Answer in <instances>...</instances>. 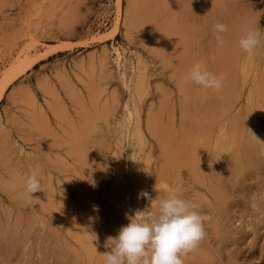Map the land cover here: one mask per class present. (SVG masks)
<instances>
[{
	"label": "rangeland",
	"instance_id": "374dc122",
	"mask_svg": "<svg viewBox=\"0 0 264 264\" xmlns=\"http://www.w3.org/2000/svg\"><path fill=\"white\" fill-rule=\"evenodd\" d=\"M136 5H137V7H136ZM128 6H130V7L133 6V7L129 8ZM117 7H118V9H117ZM127 7L129 9H135V8L137 10L139 9L140 10L139 11L140 16L143 12H148L147 13L148 15H146L144 13L145 18H148V17L152 18L151 16L154 15V17H156V18H153L154 20L152 22L148 21L151 23L155 22V23H153V25L154 24L160 25V24L165 22L163 24V26L161 25L163 28L162 27H159V28H161L162 30L169 28L170 32L168 30H167V32H166V30L164 31V32H166L167 35H170V33L172 32V28H173V26H170L171 28L169 27L170 24L166 25V22L168 23V20L170 21L169 23H172V22L175 23L176 22L175 23L176 26H179V27L182 26L183 24L185 26L188 25L187 27H185L183 25L184 27H180L181 29H179L178 27H174V29H175V31L173 29L174 33H176V29H177V31L179 29V32L176 33V35L178 36V35L182 34L181 36L176 37L173 32L171 35L172 36L174 35L175 38H172V36H170V38H172L170 40L177 39L178 41L182 42L181 44L183 46H185L182 54L186 52L185 53L186 57H185V54H183L184 55V57L182 59L183 63L181 62V64H180V65H182V64L184 65L183 68H181L184 72L189 70L186 72L185 76L187 75L188 72L190 73L191 66L196 62H199L201 64L204 63L203 65H205V67L212 70V72H214L218 76H220V74L224 71V73H222V75L225 74L226 77H225V75H223V76L221 75L223 77V80H224V81L222 80L223 81L222 82V90H221V88H219L218 90L216 89V91H214V89H212L214 92H219V96H220L219 97L220 100L218 102V107L215 110L216 113L214 115V117H216V119H217V117H219V119H217V124H220V125L223 124V128L221 130L222 132L219 133L220 135L216 132V131H218L217 128H214L213 129L214 131L211 130L213 126L211 127V129H209L210 127L206 128V129H204L205 127L204 128L202 127V124L205 122L206 117L208 116V112H209V108L207 109L208 104L207 105H203V104H206L208 101V98H206V96L207 95L210 96V93L211 94L213 93L211 91V89H205L204 90V88H200L201 86H199V85L197 86V84H194L192 82V80H190L189 73H188L189 77H185V78H187L185 80L186 81V83H185V81L183 80L185 78H182V76L184 74L181 75V73H184V72L181 69L178 70V67H176V70H178V71H176V73H171L172 69H175L173 67H175L177 65L176 62H165L161 58L160 55L156 54L157 55V57H156V56H154L155 53H153L151 51L148 52V50L146 48H144L143 45H142L143 46L142 47L141 44H137L134 41L132 42V39H130V37H128V35L126 33L127 27H125L126 25L124 24L125 22H124V18H123L125 15V10L126 11L128 10ZM67 9H68V11H67ZM63 11H65V12H63ZM136 12H138V11H136ZM117 13H118V16H117ZM61 14H62V16H61ZM116 16H117V24L115 26V23H114L115 20L114 19H116ZM141 18H142V16H141ZM159 19H161V21L163 20L162 23L159 22ZM141 20L144 22H147L143 19H141ZM174 20H176V21L174 22ZM217 22H222L227 26V30L221 34L223 37V43L222 44L217 43L215 36H214V32H213L212 26ZM242 22H244L245 24ZM185 23H187V25ZM189 24H191L192 26ZM241 24L243 26H245L246 28L243 27L244 28L243 29ZM165 25H166V27H164ZM198 26H199V29H198ZM238 27H240L241 29L240 28L238 29ZM159 28H158V30H159ZM248 28H253V29L258 28L261 31V43L259 46H257L250 53H246L238 45V38L241 35L240 32H242L243 30L245 31V29H248ZM159 32H161V30H159ZM164 32H162L163 36L165 35ZM195 32H196V34L194 35ZM183 33H184V35H183ZM238 33H240V35H238ZM191 35H192V39H191ZM263 35H264V0H0V86L2 85L4 80L6 79V76L12 71L14 66L17 63L19 64V60L21 59V61H23L22 59H24V58L26 59V61L25 60L23 61L24 67L21 63L19 64V65H22L23 69L19 70L9 80H7L4 84V87L0 91V130H4V132L0 131V134H1L0 136H2V135L4 136L6 133L5 137H7V138L0 137V141L2 142V144L0 146L2 147L1 150L4 148H8L7 150L4 149V151H6V153L3 152V150H2V152H0V154L5 153L8 155V153H9V156H6L5 154L4 155L2 154V156L7 157V158L5 157L7 159L6 160L7 162L5 164L10 162L5 167L4 163H2V162H5V159L3 157H1L3 159H0V161L2 160V162H0V165L1 164L3 165V166L1 165L0 168L7 169V170H3V171H2V169H0V174H2V175H0V178H1L0 181H2V182H0V204L2 203L0 205V209H2V210H0V217L2 218V219L0 218L1 219L0 223H2V224H0V225L5 228V227L9 226L10 223L11 224L13 223L12 218H13V216L14 217L16 216L14 214H15V212L17 214V211H18V210L16 211V209H18L22 206L20 202H22V199H23V201L25 200L24 197L26 198V196L24 194H22V192H20L19 189H17V188H21L22 186L21 185L14 186L13 183L11 182V178L14 176V175H11L12 172L11 173L9 172L10 174L7 173L8 170L9 171L13 170L14 171L13 173H16L13 166L14 167L16 166L15 169L18 170L17 171L18 174L24 178L27 177L29 174L33 173V170L36 171L40 167L44 166L45 172H48V171L52 172V173L48 172L49 174H46V173L45 174L49 175V176L51 174L52 187L55 191V196L59 195V193H57L59 191L60 193L68 194L70 196V198L73 201H75L73 199V198H75L74 196L76 193V192H74V190L77 189L76 191H78L79 187H77L78 184H76L77 186L75 187V184L73 183L74 181H72V180H75V182L77 183L76 180L78 179L79 184H81V178H80L81 175L78 176V174H81V171L79 170V168H77L78 166L79 167H81V166H80V163L78 161H76L78 159H76L77 157H76L75 153L73 152L74 150H75V152L77 151V149H75V146L77 145L75 143L77 141H76V139L74 140L73 138H75V136H74V134H76L75 131L79 130L78 128H79L80 124L82 123L81 120L83 119V118L81 119L82 116H80V115L81 114L83 115L84 111L81 112L80 109H82L83 106H86L87 107L86 109H89V113H92L93 110L91 109V107L92 106H93V108H95V107L91 103H93L96 98H97L96 99L97 101L96 100L95 101L97 103L94 102L95 105L97 104L96 108H100L99 111L101 112V110H103V107L105 106L104 104H106V107L108 110V111H106L105 110L106 107H104V112L102 111V114L104 116H101L98 114L97 115L94 114L95 116L92 115L95 117L94 124L96 126H95V131L91 134V136H92L91 139L94 137L92 141H94L96 138H97V140L94 142L95 144L92 143V141H91L90 144L87 145L89 148H87V146H86L87 150L93 151V153H95V156L93 154V157H92V162L94 161L92 168L95 167L94 168L95 170L94 169H91V170H93L92 171L93 173L95 172V175L97 177L99 176L98 179H100V184H101L98 192L100 194V201H101L100 207H101V211L103 214L102 216H104L105 218L102 219V221H101L102 225H100V227L110 226L112 224L111 219L114 217L116 219L115 215L117 212L114 213L115 210H111L109 208L110 207L109 205H111L110 203L112 201V198L111 199H107V198H110V196H111L114 199L115 198V191H116V189H119V187H117V186L124 184V182H120L118 180L119 171L116 172V173H118V175H116V173H115V171H117L116 170L117 165L121 164V160H120L121 156L119 155V150L117 148L118 147L117 145L120 144L119 142L123 143V145H124L123 146L124 149L122 150V154L124 156L123 160H122L123 170H124V168H127V167H128L127 170L130 169V171H128L129 173L127 172L126 169L124 170L125 178L128 177L129 175L133 178H135V176H136V178L138 177L137 179L140 178L139 180L143 181V185L145 187V188L143 187L141 190L147 191L151 197H152V195H157L156 197H158L159 195L160 196L163 195V192L160 191V189L163 187L164 184H169L171 182V184L179 183L181 186L184 185L182 187L183 196L185 195L184 197H186L188 195L186 198L194 200L195 202H198L195 199L202 200V203H200L201 205L199 206V209H201L203 207V205L205 204V202L203 201L205 199L203 197H208L207 194L205 193L204 187L198 185L196 182H195L196 184L193 183L192 180H188V181L184 180L183 181V179H181V180L179 179L180 180L179 181L176 178L173 179L174 173H171L169 176L167 174L164 178L162 177V175H160V173H162V170H161V165H159L158 162H160V164H161L162 160H163L162 158H164V157H162L163 155L161 153H159V152H162L161 149L160 150L158 149V147L161 148L160 147L161 145L158 146L155 139H154V137H156V136H154V134L156 133L155 129H156V131H158L155 126L158 125L159 126V127L157 126L158 129H160V128L162 129V128H164L165 124L170 125L172 123L171 126L173 127L174 131H176L177 134L179 133L178 134L179 140H181L180 138L182 137L181 141H183L184 139L187 138L186 141L184 140L185 143H190L192 141V142L199 144V146H200L199 148L201 151V153H199L200 158H204V159L209 160V159H211L210 158L211 156H212V158H216L219 154L221 156H223V155H226V154L229 155L232 152H235L234 150H237L236 148H238L241 145V142H242V139L244 136V132L241 133V131L245 130L244 128H245L246 123H247V121H246L247 117L250 113L249 111H252V113H255L257 116H259V118L264 119V113H263L264 110H262V108H264V102H263L264 99L262 97V95H264V93H263L264 92V77H261L264 75V73H263L264 72V56H263L264 55V52H263L264 51V37H263ZM195 37L197 39H195ZM163 40H164V38H163ZM182 40H184V41H182ZM192 40H194V41H192ZM186 42H189L188 45ZM183 43H185V44H183ZM236 43H237V45H236ZM190 46H191V48H190ZM116 47L122 53L118 58L119 60L118 59L116 60V55H117L116 50H115ZM225 49H226V51H225ZM126 50H127V52H126ZM188 50H189V52H188ZM135 51H137V52H135ZM123 52H124V54H123ZM222 53H225V56L227 55L228 57L226 56L225 59H221L222 57H224V54H222ZM132 54H134V55H132ZM192 54H193V56H192ZM26 55H27V57H26ZM187 55H190V56H187ZM136 56H138V59ZM196 56H197V58H196ZM214 56H216V57H214ZM141 57H142V59H141ZM189 58H191V59H189ZM227 58H228V61H230V62L227 61ZM161 59H162L163 64H161ZM193 59H196V60H193ZM248 59H249V61H248ZM218 62H221L222 65ZM254 62L255 63L258 62V63L255 64ZM145 63L147 64L148 67L146 66ZM154 63H156V64H154ZM172 63L174 64V66ZM226 63H229V64H227V66H226ZM215 64H217V65H215ZM245 64H247V65H245ZM250 64H252V65H250ZM229 65H231V67H229ZM122 66L124 68H122ZM142 66H143V68L147 67L148 69L147 68L143 69ZM185 66H186V68H184ZM220 66H222V71H219ZM238 66H239V68H238ZM149 67L151 70L153 68V70L151 71L149 69ZM158 67H161V69ZM162 67H163V69H162ZM187 67L189 69H187ZM168 68H170V69H168ZM234 68H235V71H234ZM243 68H245V69H243ZM133 69H135V71ZM139 69H140V71H139ZM185 69H186V71H185ZM132 70H133V72H132ZM144 70H146L148 73H145ZM158 70L161 72L158 73L157 72ZM167 70H168V74L166 73ZM121 71H123V73ZM137 71H138V73L140 72V74H138ZM238 71H240V73H242V74L238 73ZM106 72H107V74H106ZM228 72H229V74H228ZM160 73H162L163 76ZM169 73L171 74V76L169 75ZM261 73L263 75H261ZM175 74H178V75L180 74L179 76L181 77V79L183 81L180 78H178L179 76H176ZM123 75H124V77H123ZM126 75L127 76L129 75V76L127 77ZM148 75H150V76H148ZM253 75H256V76H253ZM169 76L171 77L170 80H168ZM175 76L177 77V79H176L177 82L178 81L180 82V85H178V83L175 82L176 81ZM230 76L234 77V79L231 78ZM104 77H105V79H104ZM100 78H102V79H100ZM122 78H124L123 79L124 81H121ZM137 78L139 81V85L143 84V85H141L142 87L140 86L142 91L138 90L139 92L136 91L137 85L135 83L137 81ZM162 78L164 80H166V79L167 80L164 82V80ZM142 79H143V83L140 84ZM159 79L161 80L162 83H159V81H160ZM188 79H189V81H188ZM241 79H242V81H241ZM261 79H262V81H261ZM92 80H94V81H92ZM168 81H169V83H168ZM171 81H172V83H171ZM190 81H191V83H189ZM229 81L232 83H230ZM154 82H156L157 89L154 86L155 85ZM158 83L160 84V86L162 88L160 86H158ZM175 83H177V84L173 85ZM184 83L186 85L188 83V85L186 86ZM243 83H244V85H243ZM255 83H257V85ZM181 84H184V86L188 87L189 90L187 88L185 89L184 86L182 88ZM189 84H191L190 85L191 88H189L190 87ZM164 85H166V87H165L166 89L164 88ZM251 85H252V88H250ZM72 86H74V87H72ZM91 86H94V87H92L93 89L97 88L95 86H98L99 87L98 91H97V89H96L97 92L92 91ZM127 86L129 89L127 88ZM244 86H245V88H244ZM159 87L162 89L161 90L162 92H163V89H164V91L169 90L167 88L173 89V92L170 90V91H168L169 93L167 92V94H166V92H164L165 94L164 93L162 94ZM177 87H180V88H178V90L180 89L179 90L180 93H178ZM68 88H69V90H68ZM229 88H231V89H229ZM247 88H248V90H247ZM72 89H73V91H72ZM134 89L136 91V94L141 92L140 93L141 96H139V98H137V99L135 96L136 94H135ZM183 89L186 91H184ZM225 89H227V90L225 91ZM249 89L251 92L249 91ZM188 91H189V93H185ZM190 91H191V93H190ZM227 91L229 93H226V97H223V96H225L224 94ZM71 92L72 93L74 92V94L77 93L78 96L80 97L79 100L82 99L83 102L78 100L80 103L79 102L77 103V99H78L77 94L75 96ZM92 92H94V93L96 92L98 94V96L95 95L96 94L95 93L94 94L95 98L92 101H90L91 100L90 98L94 97L91 95V94H93ZM182 92H183V94H182ZM193 92H195V93H193ZM221 92H224V93H221ZM249 92L251 94H249ZM160 93H161V95H160ZM140 94H138V95H140ZM252 94H253V96H252ZM260 94H262V95H260ZM88 95L90 98L88 97ZM132 95L134 97H132ZM138 95H137V97H138ZM144 95H146V96H144ZM162 95L164 98H162V97L161 98L165 103H163V101L160 98V96H162ZM184 95L187 96V98ZM188 95H191V96H188ZM194 95L196 97H194ZM256 95H257V98H255ZM72 96L75 98L74 100H73ZM157 96L160 99L157 98ZM165 96L166 97L168 96V97L166 98ZM176 96H178V97H176ZM180 96H181V98H180ZM229 96L230 97L234 96V97H232L233 99H230ZM76 97H77V99H76ZM184 97L186 98V100L183 99ZM192 98H195L194 101L198 98L199 103L194 102ZM225 98H227V99H225ZM246 98L247 99L249 98L250 101H249V99L247 100ZM254 98L256 99L255 101H254ZM30 99H31V101H30ZM138 99H140L141 101L139 100V102H138ZM177 99L179 101H177ZM187 99H188V101H187ZM201 99H204V100H201ZM206 99H207V101H206ZM70 100H71V102H70ZM75 100H76V102H75ZM170 100L171 101L173 100V102H171ZM221 100H223V101H221ZM230 100L231 101L233 100V102H231ZM244 100H246V101H244ZM158 101L161 102V103H159L158 106H160V104H162V103L166 106L164 108V110L162 109V107L164 105L161 107V109L157 108ZM229 101L231 103H230V105L229 104L227 105V103H229ZM251 101H253V102H251ZM38 102H39V104H37ZM81 102H82V106L79 105V104H81ZM223 102H225L226 108L228 110L230 109L229 112L227 109H225V107L221 106V103L223 105ZM45 103H46V105H45ZM49 103H50V105H49ZM56 103H57V105H56ZM110 103H112L114 107L109 110V107L111 105ZM171 103H172V106H171ZM191 103L193 105H191ZM195 103H196V105H195ZM114 104H116V105H114ZM149 104H150V106H149ZM175 104H176V106H175ZM51 105H54V106L51 107ZM135 105H136V107L134 108ZM39 106L42 107V110H39L41 112H39L37 109V108H40ZM80 106H81V108H80ZM115 106H117V107L115 108ZM148 106H149V108H148ZM183 106H185V107H183ZM221 107H223L224 111L222 109H219ZM121 108H122V110H121ZM166 108H167V110H166ZM183 108L189 109V110H187V112L188 111L189 112L187 113L186 110H184ZM256 108L257 109L259 108L261 110V112L259 109L257 111ZM49 109L53 110V113L56 112L54 114H58V115L55 116L54 114H52V111ZM86 109H84L85 110V117H88L86 114V113H88L87 112L88 110H86ZM112 109H114V112H113V115L110 117L109 113H111L113 111ZM178 109L179 110L183 109L184 112H183V110L181 112ZM97 110L98 109L95 110L96 113L98 112ZM146 110H149V111H146ZM156 110H159V111L162 110V112L160 111L162 113V115H158L159 111H158V114L155 113ZM221 110L224 113H222ZM34 111H35V113H34ZM116 111L118 114L116 113ZM128 111L132 112L130 122H128V115H127ZM136 111H137V114H136ZM165 111H167L166 112L167 117H165V115H166ZM171 111H172V113H171ZM203 111H205V112H203ZM43 112H45L46 114H44ZM61 112L63 113V115L61 114ZM145 112L146 113L153 112L154 116H156L158 119L155 117V119H156L155 121L149 120L150 122H148V124H145V123H147V119H144V118L147 117L149 119V117H148L149 115L146 114ZM202 112L204 114H202ZM259 112H260V114H259ZM31 113H34L33 116H36L38 113H40L41 115L44 116L43 118H46V120H47L46 122H45V119H43L42 117L40 119L43 121V124L41 125L43 127H41V126L38 127V126L32 125L33 123L31 122L30 119H28L32 115ZM153 113L152 114L150 113V117H152L150 119H153V116H152ZM168 113H170V114H168ZM182 113H184L183 116L181 115ZM229 113H230V115H229ZM261 113H262V115H261ZM138 114H139V116H138ZM173 114H174V116H173ZM192 114L195 116L198 115V117L196 118ZM201 114H202V118H201ZM69 115H71V116H69ZM105 115H106V117H108L106 119L107 123H106V121L104 122V120L102 123L101 120H102V118L103 119L106 118ZM60 116L63 117V118L61 117L62 120L65 119V122L60 121L61 120V118H59ZM65 116L68 119L65 118ZM136 116L139 117L140 127L143 130V131H141V133H143L145 135L142 134V144H135L134 145V144H132L131 139L133 137H135V135H136V134L134 135V133H133ZM237 116H238V118H237ZM116 117H118V119ZM159 117H162V119H163L162 120L160 118L161 122L159 121ZM184 117L185 118L188 117V118L186 120H183ZM204 117H205V120H204ZM57 118L60 120H58ZM75 118L78 119L80 121V123ZM179 118H182V120L181 119L179 120ZM199 118H201L200 120L203 123H200L201 121L199 120ZM242 118H244V119H242ZM114 119H116L117 122H115ZM231 119H232V121H231ZM167 120H168V122H167ZM188 120L190 121V123ZM242 120H243V123L242 122L240 123V121H242ZM55 121L60 123V124L57 125V123ZM96 121H99V122H96ZM183 121H184V123H183ZM193 121H195V122H193ZM73 122L75 125L72 124ZM151 122L152 123L154 122L153 126H152ZM155 122H157L158 124L155 125ZM179 122H180L181 126L178 124ZM191 122H193V123H191ZM230 122H231V124H230ZM28 123H29V125H31L34 128L29 126ZM67 123L69 124V126L70 125L73 126V128L68 127L66 125ZM78 123H79V126H78ZM149 123L151 126L149 125ZM188 123L190 126L188 125ZM195 123H196V125H195ZM44 124L45 125L47 124L45 126V128L47 130L50 128L51 130L49 129V131L52 134H50L46 131V129L44 128ZM144 124H145V126H144ZM2 125H3V127H6V129H2ZM105 125H107V129H105L106 128ZM192 126H194V128H192ZM199 126H201V127H199ZM230 126H233L235 129H232V131H230L232 128ZM29 127H31L32 129L31 128L28 129ZM63 127H65V129L67 130V133L63 129ZM144 127L146 129L147 128L148 129L145 130ZM154 127H155V129H154ZM195 127L198 129H196ZM67 128H69L70 130ZM100 128H102V129L100 130ZM240 128H241L240 132H237V130L239 131ZM43 129L45 130V132ZM54 129H55V131H54ZM96 129L98 130V132ZM207 129L213 132V134H212V132L208 131L210 134V135H208L209 136L208 139L205 136L208 133V132H206ZM203 130L205 131L204 133L202 132ZM183 131L185 132V134L183 133ZM187 131H188V133H187ZM148 132H150L151 134ZM232 132L234 133V136H233ZM39 133H41V136L36 137L37 134H39ZM237 133L241 134V136L238 135V138L241 137L240 139L237 138ZM45 134H47V136H45ZM70 134H72V135H70ZM127 134H129V135H127ZM130 134H132V135H130ZM194 134L196 136H194ZM221 134H222V136H221ZM223 134H224V136H223ZM225 134H226L227 138H226ZM186 135L187 136L190 135V136L186 137ZM201 135H202V138H201ZM68 136L70 137V139L68 138ZM72 136H73V138H72ZM179 136H181V137H179ZM53 137H55V140ZM63 137H65V138H63ZM190 137H191V140L189 139ZM194 137H195L196 141L194 140ZM218 137H219V139H218ZM1 138L3 139V141ZM59 138H60V140H58L59 141L58 142L57 139H59ZM205 138L207 139V141H205ZM4 139H5V141H4ZM50 139H51V141H50ZM61 139H62V141H61ZM64 139H68V140H64ZM99 139H101V140H99ZM226 139H227V142H226ZM228 139L233 140V141L230 142ZM42 140H43V143H42ZM69 140L71 141L72 144L70 143ZM73 140L76 142H72ZM156 140L159 141L158 142V144H159L160 140H158L157 137H156ZM222 140H223V142H222ZM238 140H240V141H238ZM38 141H40V142H38ZM52 141L54 142V143H52L53 147L50 146ZM202 141L203 142L205 141L206 144H204ZM234 141L236 142V144L240 143V145H236L234 143ZM63 142H65V143H63ZM208 142H209V144H208ZM218 142H219V144H221V142H222V144L218 146ZM36 143L38 145H36ZM47 143H50V144L46 145ZM102 143H103V145H102ZM223 144L228 145V147L226 145L224 147ZM232 144L234 146H231ZM2 145H4V147ZM59 145H60V147H59ZM73 145H75V146L73 147ZM202 145H203V147H202ZM6 146H8V147H6ZM10 146H11V148H10ZM204 146H206V147H204ZM45 147H47V148H45ZM90 147H92V149H94V150H91ZM36 148H37V150L42 149L40 152L45 150L46 153H44L45 151L40 153L39 150L38 151L36 150ZM70 148L72 149V152H70L71 151ZM95 148H96V150H95ZM224 148H225V150H224ZM65 149L68 153L70 152L71 155L69 153V156H68L67 155L68 153L65 152ZM222 149L225 152H223ZM226 149H227L228 153H227ZM56 150L58 153L56 152ZM126 150L128 151V153ZM11 151H13L12 154L10 153ZM52 151H54V153ZM203 152H206V153H203ZM210 152H211V156H210ZM111 153H114L116 155L115 156L113 154V156H115V157H113V158H115V160L112 159ZM43 154H45V156H43ZM160 154L162 156H160ZM203 154H204V156H203ZM49 155L52 158H50ZM125 155H127V156H125ZM14 156L16 157V159L13 158ZM34 156H36L35 157L36 159H34ZM46 156H48L47 161L45 160ZM97 156H100V157H97ZM119 156H120V158H119ZM152 156H156V157H152ZM8 157H9V159H8ZM31 157H32V159H31ZM54 157H58V158H54ZM62 157H64V158L62 159ZM228 157L230 158V156H228ZM17 158H19V159H17ZM39 158H41V159H39ZM53 158H54V160H53ZM96 158H98V159H96ZM125 158H126V160H124ZM74 159L76 162L73 161ZM48 160H51V163H50V161L48 162ZM55 160L58 162L62 161L63 163L61 162L60 165H57L58 163ZM101 160H103V161H101ZM105 160H106V162H105ZM25 161H27V163H29V165L31 164V166H30L31 168L28 167V164ZM54 161H55V164H54ZM13 162H14V165H13ZM16 162H17V165H15ZM34 162H36V163L34 164ZM70 162H72L71 164H73L72 167L76 166L75 169L77 172H79L78 174L76 173V171L75 172L73 171L75 169L71 168V165H69ZM9 164H10V167L12 169L7 167ZM41 164H42V166H40ZM63 164L64 165L68 164L71 169L68 170L69 168H66L67 169L66 170L64 167H61V166H63ZM114 164L116 166H114ZM26 165H27V167H26ZM34 165H36L35 166L36 168H34ZM56 165L60 166V167L59 168L57 167V169H55ZM129 167H131V168H129ZM147 167H149V168H147ZM60 168H63V169H60ZM136 168H138L139 170ZM30 169H32V170H30ZM96 169L97 170L99 169L98 172ZM153 169H155V171H156L155 177L153 176L154 175ZM22 170L24 173L21 175L20 173L22 172ZM63 170H64V172H67V173H61V171H63ZM102 170H104V171H102ZM29 171L31 173H29ZM157 171L159 173L157 176H160L159 179L156 177ZM133 172H134V174H133ZM144 172H145V174H144ZM60 173L65 174L64 175L65 177L71 176L74 179L69 178V177L65 178L63 175H60ZM104 173L105 174L107 173V174L105 175ZM110 173L112 176H110ZM59 177H60V179H59ZM150 177H152V178H150ZM5 178H7V179L5 180ZM114 178H115V180H114ZM145 178H146V180H145ZM152 179H153V181H152ZM66 180H68V181H66ZM69 180L71 182H69ZM101 180L103 181L104 184L101 182ZM112 180H113V182H112ZM169 180H170V182H169ZM59 181H60V183H59ZM114 181H116V182H114ZM252 181L255 183L254 178L252 179ZM55 182H57L60 185L57 184V186H56ZM62 182H63V184H61ZM191 182H192V184H191ZM11 183H12V185H11ZM71 183H73V185ZM105 183H107V184H105ZM114 183H117V184H114ZM7 185H9V186H7ZM10 185H11L12 190L9 189ZM61 185H63V187H60ZM190 185L192 187H190ZM54 186H55V188H54ZM186 186L187 187L189 186L188 189ZM70 187H71V189H74V190H71ZM254 187H255V189H254ZM2 188H4V189L2 190ZM192 188L194 190L196 188L199 191H194ZM17 190L20 193L16 192ZM6 191H7V193H5ZM111 191H113L114 194H111V193H113ZM246 191H247V193H246ZM263 191H264V184L253 185V186L250 185L248 188H239V190L231 191L232 197L230 200V202H231L230 206L228 208V220H226L224 223V225H225L224 230L226 231V235L228 237H234L235 236L234 237L235 243L229 244V245L227 244V247L224 248V250L222 251V253H223L222 255L224 257L223 258L224 260H225V257L227 255H230V259H231L230 264H252V263L253 264H264V207H263L264 206V200H258V201H260V202H258V207L256 208V210L255 209L252 210V207H250V199H249L251 193H253V192H257L258 197L263 196L264 194H260V192L264 193ZM15 192L17 193L16 196L14 195ZM197 192L199 194H197ZM19 194H20V196H23V198H20ZM196 194L197 195L201 194V197H197ZM202 194L206 195V196H203ZM153 197H155V196H153ZM192 197H194V198H192ZM146 201H147V199L145 200L144 197L141 198V204H142V206L144 205L143 207H145L146 205L149 204V202L147 201L148 202L147 203ZM3 203H5V204H3ZM105 204L109 206V207L107 206L109 209L106 207ZM239 205H242V206H239ZM12 206L14 209L11 208ZM243 206H244V208H242ZM126 207L128 209L126 212L128 214H132L133 211L130 209V207H128V206H126ZM6 208H7V211H6ZM120 208L122 209V206ZM121 209H120L119 215H121L122 217L120 218V220L116 219L117 221L119 220L118 223L120 226L123 225L124 220H125L124 222H127V219L125 216L126 212L124 213L123 210L121 212ZM249 209H251V210H249ZM251 211H254V212H251ZM6 212L9 215H7ZM3 213L6 215V218H4ZM105 214H106V216H105ZM254 214H256V215H254ZM236 215L238 216V218L236 217ZM253 216H255V218ZM239 218H240V220H239ZM207 219H208V217H205V216L203 217V227L207 230V231L204 230V237L208 236L210 238V243H212V242H214L213 238H215V234L213 235L212 225L210 222L207 221ZM6 220L8 222H6ZM13 220H14V218H13ZM4 221H5V223H4ZM6 223L8 224L7 226H5ZM235 223H237V224H235ZM48 225L50 226V229H48V230L46 229V232L49 231L48 233H51L50 231L53 229V227L56 228L54 230L60 231V224L58 225V221H56L55 219L49 218L48 219ZM119 225L117 224L115 228H117ZM117 229H119V227ZM247 230L249 231V233L247 232ZM247 237H249V238L247 239ZM33 240H34L33 234H30L29 241L27 242V246L25 247L26 251L31 248L30 250L32 251V254L31 255L26 254V256L24 257L25 259L22 257L21 261H19V260L14 261L13 264H16V263L17 264H24L27 261L26 257L27 258H29V257L31 258L32 256H33V258L35 257V252L33 251V247H34V241ZM53 240L54 239H52L50 241V244L54 242ZM240 243H242V244H240ZM252 243H254V245ZM228 247H230V248H228ZM238 248H239V250H238ZM224 251H226V252H224Z\"/></svg>",
	"mask_w": 264,
	"mask_h": 264
},
{
	"label": "bare ground",
	"instance_id": "6f19581e",
	"mask_svg": "<svg viewBox=\"0 0 264 264\" xmlns=\"http://www.w3.org/2000/svg\"><path fill=\"white\" fill-rule=\"evenodd\" d=\"M57 2V1H56ZM162 2V1H161ZM59 4V3H58ZM134 4V3H133ZM132 5V4H131ZM60 6V5H59ZM135 6V5H134ZM56 7V6H55ZM61 7V6H60ZM119 7V6H118ZM118 7H117V9H118ZM129 8H131V7H133V6H128ZM127 7V8H128ZM136 7H137V5H136ZM149 7V6H148ZM128 8V10L126 11L125 10V15H124V24L126 25L125 27H127L126 28V33H127V35H128V37H130V39H132V42L134 41V42H136L137 44H141V46L143 45L144 46V48H146L147 50H148V52H153V53H155V55L154 56H156L157 57V55H160L161 56V58L165 61V62H176V66L175 67H173V68H175V69H172V71H171V73H176V71H178L179 69H181V68H183V64L182 65H180L181 64V62H182V59H183V57H184V55L183 54H185V53H183L182 54V52H183V49H184V47L185 46H183L181 43V41H178L177 39H174V40H170V39H172V38H175L174 37V35L172 36L171 34H172V32L174 33V31H175V29H174V27H178L179 29H181L180 27H184L183 25L182 26H176V20H174V22L175 23H169L170 21L168 20V23L166 22V25L168 24H170L169 25V27L170 26H173V28H172V32L170 33V35H167L166 34V32H167V30L170 32V29L169 28H167V29H165L166 30V32H164L165 30L163 29H161V28H159V27H162L163 26V24L165 23H162V21H161V19H159V22H161L162 24H160L158 21V23L160 24V25H156V24H154L153 25V23H155V22H153V23H151L154 19L153 18H156V17H154V15L153 16H151L152 18H145L144 17V15L146 14V15H148L147 13L148 12H143L142 14H141V16H142V18H141V16H140V10L138 9H129ZM155 8V7H154ZM116 9V10H117ZM70 10V9H69ZM155 10V9H154ZM67 11H68V9H67ZM136 11H138V12H136ZM146 11V10H145ZM63 12H65V11H63ZM118 12V11H117ZM145 13V14H144ZM150 13V12H149ZM61 16H62V14H61ZM117 16H118V13H117ZM117 16H116V19H114L115 21H114V23H115V26H116V24H117ZM145 19H144V18ZM165 17V16H164ZM141 19H143V20H145V21H147V22H144V21H142ZM158 19V18H157ZM148 21H151V22H148ZM190 21V20H189ZM190 23V22H189ZM242 23H244V22H242ZM181 24V23H180ZM186 25H187V23H185ZM245 24V23H244ZM162 25V26H161ZM166 25L164 26V27H166ZM189 25H191V24H189ZM159 28V30H161V32H159V30H158V28ZM188 26V25H187ZM187 26H185V27H187ZM192 26V25H191ZM241 26H242V28L244 27V28H246L245 26H243L242 24H241ZM168 27V26H167ZM163 28V27H162ZM171 28V27H170ZM240 27H238V29H239ZM243 28V29H244ZM173 29H174V31H173ZM179 29H178V31H177V29H176V33H178L179 32ZM198 29H199V26H198ZM241 29V28H240ZM197 30V29H196ZM195 30V31H196ZM245 30H247V29H245ZM128 31V32H127ZM182 31V30H181ZM192 31V30H191ZM236 31V30H235ZM239 31V30H238ZM237 31V32H238ZM162 32H164V36L162 35L163 33ZM183 32V31H182ZM198 32V31H197ZM244 32V30L242 31V32H240L241 34ZM176 33H174L175 34V36L176 37H178V36H181L182 34H180V35H176ZM186 33V32H185ZM229 33V32H228ZM240 33H238V35H240ZM196 34V32L194 33V35ZM183 35H184V33H183ZM186 35V34H185ZM163 36V37H162ZM170 36H172V38H170ZM225 37V36H224ZM263 37H264V35H263ZM163 38H164V40H163ZM191 39H192V35H191ZM195 39H197L196 37H195ZM226 39V38H225ZM181 40V39H180ZM229 40V39H228ZM182 41H184V40H182ZM187 41V40H186ZM192 41H194V40H192ZM191 41V42H192ZM197 42V41H196ZM187 43V45H188V43L189 42H186ZM183 44H185V43H183ZM194 45V44H193ZM226 45V44H225ZM233 45V44H232ZM236 45H237V43H236ZM142 46V47H143ZM195 46V45H194ZM27 47V46H26ZM25 47V48H26ZM187 47V46H186ZM237 47V46H236ZM124 48V47H123ZM190 48H191V46H190ZM194 48V47H193ZM115 50H116V53H117V55H116V60L119 58V56L122 54L119 50H118V48L116 47L115 48ZM122 50V49H121ZM129 50V49H128ZM136 50V49H135ZM187 50V49H186ZM185 50V51H186ZM132 51V50H131ZM134 51V50H133ZM225 51H226V49H225ZM229 51V50H228ZM227 51V52H228ZM233 51V50H232ZM126 52H127V50H126ZM125 52V53H126ZM130 52V51H129ZM135 52H137V51H135ZM188 52H189V50H188ZM264 52V51H263ZM27 54V53H26ZM123 54H124V52H123ZM151 54V53H150ZM157 54V55H156ZM222 54H224V57H222L221 59H225L226 58V56H225V53H222ZM228 54V53H227ZM23 55V54H22ZM132 55H134V54H132ZM137 55V54H136ZM195 55V54H194ZM231 55V54H230ZM16 56V55H15ZM25 56V55H24ZM131 56V55H130ZM129 56V57H130ZM141 56V55H140ZM187 56H190V55H187ZM192 56H193V54H192ZM219 56V55H218ZM264 56V55H263ZM26 57H27V55H26ZM137 57V59H138V56H136ZM185 57H186V54H185ZM214 57H216V56H214ZM228 57V56H227ZM251 57V56H250ZM18 58V57H17ZM196 58H197V56H196ZM199 58V57H198ZM242 58V57H241ZM247 58V57H246ZM252 58V57H251ZM250 58V59H251ZM126 59V58H125ZM141 59H142V57H141ZM152 59V58H151ZM162 59H161V64H163V62H162ZM189 59H191V58H189ZM188 59V60H189ZM211 59V58H210ZM216 59V58H215ZM214 59V60H215ZM257 59V58H256ZM23 61L25 60L26 61V59L24 58V59H22ZM119 60V59H118ZM155 60V59H154ZM193 60H196V59H193ZM205 60V59H204ZM208 60V59H207ZM247 60V59H246ZM23 61H21V59L19 60V64L21 63L22 65L24 64V62ZM29 61V60H28ZM33 61V60H32ZM31 61V62H32ZM131 61V60H130ZM139 61V60H138ZM144 61V60H143ZM159 61V60H158ZM219 61V60H218ZM227 61H228V58H227ZM248 61H249V59H248ZM257 61V60H256ZM146 62V61H145ZM149 62V61H148ZM160 62V61H159ZM212 62V61H211ZM222 62V61H221ZM221 62H218V63H220L221 65H222V63ZM228 62H230V61H228ZM118 63V62H117ZM122 63V62H121ZM139 63V62H138ZM143 63V62H142ZM158 63V62H157ZM183 63V62H182ZM247 63V62H246ZM253 63V62H252ZM255 63V62H254ZM256 63H258V62H256ZM255 63V64H256ZM261 63V62H260ZM263 63V62H262ZM18 63L14 66V68L12 69V71L6 76V79L4 80V82L2 83V85L0 86V91H1V89L4 87V84H5V82L7 81V80H9L14 74H16L19 70H21V69H23V67H24V65H23V67H22V65H19ZM128 64V63H127ZM137 64V63H136ZM146 64V63H145ZM154 64H156V63H154ZM173 64V63H172ZM185 64V63H184ZM204 64V63H203ZM202 64V65H203ZM211 64V63H210ZM224 64V63H223ZM227 64H229V63H226V66H227ZM101 65V64H100ZM103 65V64H102ZM122 65V64H121ZM125 65V64H124ZM132 65V64H131ZM130 65V66H131ZM142 65V64H141ZM192 65V64H191ZM215 65H217V64H215ZM245 65H247V64H245ZM250 65H252V64H250ZM259 65V64H258ZM146 66H147V64H146ZM166 66V65H165ZM173 66H174V64H173ZM190 66V65H189ZM188 66V67H189ZM205 66V65H204ZM219 66V65H218ZM225 66V65H224ZM244 66V65H243ZM254 66V65H253ZM252 66V67H253ZM261 66V65H260ZM118 67V66H117ZM132 67V66H131ZM148 67V66H147ZM146 67V68H147ZM156 67V66H155ZM176 67H178V70H176ZM187 67V69H189ZM214 67V66H213ZM229 67H231V65H229ZM228 67V68H229ZM236 67V66H235ZM247 67V66H246ZM256 67V66H255ZM122 68H124L123 66H122ZM128 68V67H127ZM136 68V67H135ZM139 68V67H138ZM142 68H143V66H142ZM145 68V67H144ZM143 68V69H144ZM145 68V69H146ZM158 68H160L161 69V67H158ZM184 68H186V66L184 67ZM207 68V67H206ZM220 68V70L219 71H222V66H220L219 67ZM226 68V67H225ZM238 68H239V66H238ZM132 69V68H131ZM130 69V70H131ZM148 69V68H147ZM149 69H150V67H149ZM162 69H163V67H162ZM166 69V68H165ZM168 69H170V68H168ZM217 69V68H216ZM230 69V68H229ZM243 69H245V68H243ZM134 71H135V69H133ZM133 70H132V72H133ZM151 70V69H150ZM152 70H153V68H152ZM151 70V71H152ZM175 70V71H174ZM182 70V69H181ZM210 70V69H209ZM247 70V69H246ZM139 71H140V69H139ZM145 71V73H148L146 70H144ZM174 71V72H173ZM183 71V70H182ZM185 71H186V69H185ZM187 71H189V70H187ZM186 71V72H187ZM210 71H212V70H210ZM233 71V70H232ZM234 71H235V68H234ZM263 71V70H262ZM91 72V71H90ZM122 73H123V71H121ZM128 72V71H127ZM143 72V71H142ZM141 72V73H142ZM158 73L159 72H161V71H157ZM166 72V71H165ZM170 72V71H169ZM180 72V71H179ZM184 72V71H183ZM186 72H184V73H181V75L182 74H184L183 76H182V78H185V77H189V75H188V73H187V75L185 76V74H186ZM247 72V71H246ZM137 73H138V71H137ZM167 74H168V70H167V72H166ZM218 73V72H217ZM222 73H224V71L222 72ZM222 73L220 74V76L222 75ZM238 73H240V71H238ZM237 73V74H238ZM245 73V72H244ZM255 73V72H254ZM264 73V72H263ZM106 74H107V72H106ZM138 74H140V72L138 73ZM157 74V73H156ZM160 74H162V73H160ZM219 74V73H218ZM228 74H229V72H228ZM227 74V75H228ZM233 74V73H232ZM240 74H242V73H240ZM239 74V75H240ZM253 74V73H252ZM256 74V73H255ZM131 75V74H130ZM169 75L171 76V74L169 73ZM176 76H179L178 74H175ZM223 75H225V74H223ZM222 75V76H223ZM244 75V74H243ZM261 75H263L262 73H261ZM101 76V75H100ZM127 76V75H126ZM129 76V75H128ZM127 76V77H128ZM142 76V75H141ZM148 76H150V75H148ZM162 76H163V74H162ZM169 76V79L168 80H170V77ZM175 76V77H176ZM250 76V75H249ZM253 76H256V75H253ZM260 76V75H259ZM123 77H124V75H123ZM126 77V78H127ZM174 77V78H175ZM225 77H226V75H225ZM231 77V76H230ZM240 77V76H239ZM261 77H264V75L263 76H261ZM139 78V77H138ZM138 78H137V81H136V85H137V89H136V91L137 92H139V91H142V89H141V85H143V84H141V83H143V79L141 80V82H140V84L141 85H139V81H138ZM142 78V77H141ZM145 78V77H144ZM151 78V77H150ZM149 78V79H150ZM164 78V77H163ZM162 78V79H163ZM178 78H180L181 79V77L179 76ZM231 78H233L234 79V77H231ZM238 78V77H237ZM241 78V77H240ZM239 78V79H240ZM250 78V77H249ZM100 79H102V78H100ZM104 79H105V77H104ZM124 78H122V80L121 81H124L123 80ZM130 79V78H129ZM161 79V78H160ZM159 79V80H160ZM166 79V78H165ZM177 79V77L175 78V80ZM187 78H185V79H183L184 81L186 80ZM243 79V78H242ZM242 79H241V81H242ZM246 79V78H245ZM256 79V78H255ZM263 79V78H262ZM262 79H261V81H262ZM154 80V79H153ZM158 80V81H159ZM164 80V79H163ZM167 80V79H166ZM166 80H164V82L166 81ZM182 80V79H181ZM182 80V81H183ZM191 80V79H190ZM226 80V79H225ZM247 80V79H246ZM249 80V79H248ZM92 81H94V80H92ZM97 81V80H96ZM128 81V80H127ZM155 81V80H154ZM188 81H189V79H188ZM224 81V80H223ZM222 81V82H223ZM234 81V80H233ZM256 81V80H255ZM254 81V82H255ZM163 82V83H164ZM175 82H177V80L175 81ZM230 82V81H229ZM253 82V83H254ZM128 83V82H127ZM149 83V82H148ZM155 83V87H156V82H154ZM159 83H162L161 82V80L159 81ZM158 83V86H160V84ZM167 83V82H166ZM168 83H169V81H168ZM171 83H172V81H171ZM178 83V85H180V82L178 81L177 82ZM177 83H175V84H173V85H176ZM185 83H186V81H185ZM184 83V84H185ZM189 83H191V81L189 82ZM225 83V82H224ZM230 83H232V82H230ZM237 83V82H236ZM123 84V83H122ZM184 84H181V86H182V88H183V86H184ZM195 84V83H194ZM252 84V83H251ZM256 85H257V83H255ZM262 84V83H261ZM126 85V84H125ZM124 85V86H125ZM128 85V84H127ZM130 85V84H129ZM162 85V84H161ZM169 85V84H168ZM186 85V84H185ZM187 85H188V83H187ZM186 85V86H187ZM191 84H189V86H190ZM229 85V84H228ZM234 85V84H233ZM243 85H244V83H243ZM242 85V86H243ZM141 86V87H140ZM180 86V87H181ZM186 86H184V88L186 89H188V87H186ZM198 86V85H197ZM227 86V85H226ZM237 86V85H236ZM248 86V85H247ZM260 86V85H259ZM71 87V86H70ZM72 87H74V86H72ZM92 87H94V86H91V88ZM95 87H97V88H95V89H93L92 88V91H96V89H97V91H98V86H95ZM161 87V86H160ZM159 87V89H160V91L162 90L161 88ZM166 87V85H164V88ZM180 87H177V91H178V93H180L179 92V90H178V88H180ZM224 87V86H223ZM127 88H128V86H127ZM131 88V87H130ZM140 88V89H139ZM149 88V87H148ZM189 88H191V86L189 87ZM198 88V87H197ZM200 88H202V87H200ZM199 88V89H200ZM235 88V87H234ZM243 88V87H242ZM244 88H245V86H244ZM250 88H252V85H251V87ZM262 88V87H261ZM67 89V88H66ZM74 89V88H73ZM73 89H72V91H73ZM129 89V88H128ZM135 89H134V91H135ZM155 89V88H154ZM156 89H157V87H156ZM155 89V90H156ZM158 89V90H159ZM166 89V88H165ZM167 89H169V90H167V91H164V89H163V92H162V94L164 93V92H166V94H167V92L168 91H172L173 92V89H170V88H167ZM176 89V88H175ZM229 89H231V88H229ZM68 90H69V88H68ZM78 90V89H77ZM139 90V91H138ZM157 90V91H158ZM184 90V89H183ZM189 90V89H188ZM205 90V89H204ZM218 90V89H217ZM221 90H222V87H221ZM227 89H225V91H226ZM247 90H248V88H247ZM252 90V89H251ZM261 90V89H260ZM96 91V92H97ZM136 91H135V94H136ZM144 91V90H143ZM159 91V92H160ZM184 91H186V90H184ZM201 91V90H200ZM208 91V90H207ZM211 91L213 92L212 94L210 93V96L209 95H207L206 96V98H208V101H207V99H206V101H207V103L206 104H203V105H207L208 104V107H207V109L209 108V112H208V116L206 117V120H205V117H204V120H205V122L203 123L200 119L202 118V114H204L203 112H205V111H203L202 112V114H201V118H199V120L201 121H199L200 123H203L202 124V127L204 128V129H206V128H208V127H210L209 129H211V127H212V131H214L213 129L214 128H217V130L218 131H216L218 134L219 133H221L222 131V128H223V124L222 125H220V124H217V119H219V117H217V119H216V117H214V115H215V110L217 109V107H218V102H219V92H214V91H216V89H214V91L211 89ZM220 91V90H219ZM249 91H250V89H249ZM255 91V90H254ZM95 92V93H96ZM100 92V91H99ZM128 92V91H127ZM132 92V91H131ZM145 92V91H144ZM171 92V93H172ZM198 92V91H197ZM210 92V91H209ZM237 92V91H236ZM242 92V91H241ZM251 92V91H250ZM249 92V94H251ZM253 92V91H252ZM72 93V92H71ZM70 93V94H71ZM93 94H91L92 96H94V92H92ZM130 93V92H129ZM133 93V92H132ZM141 93V92H140ZM140 93H138V94H140ZM146 93V92H145ZM144 93V94H145ZM169 93V92H168ZM170 93V94H171ZM185 93H189V91L188 92H185ZM190 93H191V91H190ZM193 93H195V92H193ZM221 93H224V92H221ZM226 93H229L228 91L227 92H225V96H223V97H226ZM264 93V92H263ZM72 94H74V92L72 93ZM76 94L77 93H75L74 95L76 96ZM101 94V93H100ZM138 94H136L135 96H136V99L137 98H139V96H141V94L140 95H138ZM165 94V93H164ZM182 94H183V92H182ZM207 94V93H206ZM234 94V93H233ZM238 94V93H237ZM247 94V93H246ZM95 95H97L98 96V94L96 93ZM128 95V94H127ZM137 95H138V97H137ZM160 95H161V93H160ZM169 95V94H168ZM173 95V94H172ZM171 95V96H172ZM177 95V94H176ZM196 95V94H195ZM194 95V97H196ZM198 95V94H197ZM232 95V94H231ZM260 95H262V94H260ZM77 96H78V94H77ZM144 96H146V95H144ZM174 96V95H173ZM185 96V95H184ZM188 96H191V95H188ZM204 96V95H203ZM209 96V97H208ZM228 96V95H227ZM235 96V95H234ZM234 96H232V97H234ZM247 96V95H246ZM252 96H253V94H252ZM251 96V97H252ZM88 97H89V95H88ZM132 97H134L133 95H132ZM164 98L163 97V95L162 96H160V98ZM166 97V96H165ZM168 97V96H167ZM166 97V98H167ZM176 97H178V96H176ZM186 98H187V96H185ZM183 98L184 100H186V98ZM230 97V96H229ZM232 97H230V99H233ZM262 97H263V99H264V95H262ZM72 98H73V100L75 99L73 96H72ZM79 96H78V99H77V97H76V99H77V103L79 102V101H82V99H80L79 100ZM90 98V97H89ZM95 98V96L94 97H91L90 99V101H92L93 99ZM114 98V97H113ZM145 98V97H144ZM157 98H159L158 96H157ZM159 98V99H160ZM162 98H161V100H162ZM171 98V97H170ZM174 98V97H173ZM180 98H181V96H180ZM202 98V97H201ZM222 98V97H221ZM255 98H257V95H256V97ZM254 98V101L256 100ZM97 99V98H96ZM95 99V100H96ZM179 99V98H178ZM177 99V101H179ZM193 99V101H194V99L195 98H192ZM191 99V100H192ZM225 99H227V98H225ZM247 99V98H246ZM249 99V98H248ZM247 99V100H248ZM79 100V101H78ZM94 100V102L95 103H97L96 101ZM113 100V99H112ZM115 100V99H114ZM135 100V99H134ZM139 100L140 99H138V102H139ZM174 100V99H173ZM173 100L171 101V102H173ZM197 100V101H196ZM194 102H198V98L196 99ZM201 100H204V99H201ZM253 100V99H252ZM30 101H31V99H30ZM116 101V100H115ZM114 101V102H115ZM141 101V100H140ZM163 101V100H162ZM167 101V100H166ZM169 101V102H170ZM187 101H188V99H187ZM186 101V102H187ZM190 101V100H189ZM221 101H223V100H221ZM220 101V102H221ZM231 101V100H230ZM229 101V103H227V105L229 104L230 105V103L231 102H233V100L230 102ZM244 101H246V100H244ZM249 101H250V99H249ZM248 101V102H249ZM70 102H71V100H70ZM75 102H76V100H75ZM83 102V101H82ZM82 102H81V104H79V105H81L82 106ZM91 103V104H93L94 105V107L95 108H93V106L91 107V109L93 110L92 111V113H89V109H86L87 107L86 106H83L82 107V109H80V111L81 112H83L84 111V113H83V115L81 114L80 116H82L81 117V121H82V123L80 124V126H79V123H80V121L78 120V119H76L79 123H78V126H79V130H77V131H75L76 132V134H74V136H75V138H73V136H72V138L75 140L76 139V141H72V142H76L75 144H77L76 146L75 145H73V147L75 146V149H77V151L75 152V150L73 151L74 153H75V155H76V159H78V160H76V161H78L79 163H80V166L81 167H77V168H79V170L81 171V174H78L79 172H77L76 171V169H75V167H72V165L73 164H71L72 162H70V164L69 165H71V168H74L75 170H73L74 172L76 171V173L78 174V176L79 175H81V184H79V180L77 179L76 181H77V183L75 182V180H72V181H74L73 183L75 184V187L77 186L76 184H78V186L77 187H79L78 188V191H76V190H74V189H71V187H70V189L71 190H74V192H76L75 193V198H73L75 201H73L71 198H70V196L68 195V194H65V193H60L59 191L57 192V193H59V195L58 196H55V191H54V189H53V187H52V177H51V174H50V176L49 175H46V174H49L51 171H48V172H45V168H44V166L43 167H40L39 169H37L36 171L35 170H33V173H36V175H37V177H38V179H39V181H40V184H41V191H38V192H35V193H32L31 195H32V197H30V196H28L27 195V193H26V191H25V185H24V181H25V178L24 177H22V176H20L19 174H18V170H16L15 169V167L13 166L14 165V162H13V168H14V170H15V172L16 173H13L14 171L12 170V171H7V173H11L12 172V174L11 175H14L12 178H11V182L13 183V185L14 186H18V185H21L22 187L21 188H17V189H19V191L20 192H22V194H24L25 196H26V198L24 197V201H23V199H22V202H20L21 203V207L20 208H18V209H16V211H17V214H16V212H15V214L14 215H16L15 217L13 216V218H14V220H13V218H12V221H13V223L11 224H9V226H7L8 224L6 223V225L5 226H7V227H3V226H1L0 225V264H13V262L14 261H17V260H19V261H21V258L23 257H25L26 256V254H32V251L30 250V249H28L27 251L25 250V247L27 246V242L29 241V238H30V234H33V237H34V247H33V251L35 252V257L33 258V256L30 258H27L26 257V263H24V264H103V258H102V256H100L98 253H103L104 251H106L107 250V241H106V238L108 237V236H114L115 234H116V232H117V228L118 227H120V225H119V223H118V221L120 220V218L122 217L121 215H119V213H120V207L122 206V209H121V212H122V210L124 211V213L128 210L127 209V207L126 206H128V207H130V209L134 212L136 209H142L143 208V206H142V204H141V198L142 197H139L138 198V193L141 191V189L144 187V185H143V181L142 180H139V179H137L136 178V176H135V178H133V177H131L130 175L128 176V177H126L125 178V175H124V170L126 169L127 170V168H124V170H123V165H122V160H123V154H122V150L124 149L123 148V143H121V142H119L120 144H118L116 147L118 148V150H119V155L121 156V164L120 165H117V171H115V173L116 172H118L119 171V178H118V180L120 181V182H124V184L123 185H118L117 187H119V189H116V191H115V198L113 199V197H111L110 196V198H107V199H111L112 198V201H111V205H106V207L108 206L111 210H115L114 211V213H116V219H119L118 221L115 219V217L114 218H112L111 219V225L110 226H103V227H100V225H102V223H101V221H102V219L103 218H105L104 216H102L103 214H102V211H101V205H100V203H101V201H100V194H99V192H98V190H99V187H100V179H98L99 178V176L97 177L96 175H95V172L93 173L92 171L93 170H91V169H94V168H92V165H93V162H92V157H93V154H94V156H95V153H93V151H90V150H87V148H89L87 145L88 144H90V142L93 140V138L91 139V134L95 131V124H94V122H95V115L94 114H98V115H101V116H104L103 114H102V111L104 112V107H106V104H104L103 106V110H101V112L99 111V109L100 108H96V106H97V104L95 105V103ZM128 102V101H127ZM136 102V101H135ZM143 102V101H142ZM175 102V101H174ZM192 102V101H191ZM251 102H253V101H251ZM258 102V101H257ZM260 102V101H259ZM264 102V101H263ZM80 103V102H79ZM159 103H161V102H159L158 101V104H157V108L159 109H161V107L164 105L163 103H165L164 101H163V103L162 104H160V106H158L159 105ZM190 103V102H189ZM188 103V104H189ZM199 103V102H198ZM37 104H39V102L37 103ZM111 104V105H110ZM109 105H110V107H109V110L111 109V108H113L114 106H113V104L112 103H110ZM117 104V103H116ZM116 104H114V105H116ZM244 104V103H243ZM258 104V103H257ZM34 105V104H33ZM45 105H46V103H45ZM49 105H50V103H49ZM48 105V106H49ZM56 105H57V103H56ZM55 105V106H56ZM77 105V104H76ZM132 105V104H131ZM169 105V104H168ZM179 105V104H178ZM191 105H193L192 103H191ZM195 105H196V103H195ZM194 105V106H195ZM249 105V104H248ZM259 105V104H258ZM52 106H54V105H51V107ZM81 106H80V108H81ZM100 106V105H99ZM98 106V107H99ZM112 106V107H111ZM139 106V105H138ZM149 106H150V104H149ZM149 106H148V108H149ZM171 106H172V103H171ZM175 106H176V104H175ZM198 106V105H197ZM221 106H223V107H225V109H227L226 108V106H225V102H223V105H222V103H221ZM252 106V105H251ZM256 106V105H255ZM261 106V105H260ZM40 107V106H39ZM74 107V106H73ZM117 106H115V108H116ZM125 107V106H124ZM123 107V108H124ZM129 107V106H128ZM136 107V105L134 106V108ZM141 107V106H140ZM166 106L164 105L163 107H162V109L164 110V108H165ZM183 107H185V106H183ZM190 107V106H189ZM223 107H221V108H219V109H222L223 111H224V109H223ZM262 107V106H261ZM48 108V107H47ZM72 108V107H71ZM114 108V109H115ZM170 108V107H169ZM176 108V107H175ZM193 108V107H192ZM243 108V107H242ZM38 109V111L39 110H42V107H40V108H37ZM84 109H86V110H88L87 112L89 113H86L87 114V116L88 117H85V110ZM96 109H98L97 111V113L95 112V110ZM114 109H112L113 111L111 112V113H109V115H110V117L113 115V112H114ZM129 109V108H128ZM141 109V108H140ZM184 110H186V112H187V110H189V109H185V108H183ZM182 109V110H183ZM257 109V108H256ZM259 109V108H258ZM258 109H257V111H258ZM49 110H51V109H49ZM78 110V109H77ZM105 110L106 111H108L107 110V107L105 108ZM121 110H122V108H121ZM150 110V109H149ZM149 110H146V111H149ZM166 110H167V108H166ZM179 110V109H178ZM182 110H179V111H181L182 112ZM184 110H183V112H184ZM221 110V111H222ZM228 110V109H227ZM226 110V111H227ZM230 110V109H229ZM229 110H228V112H229ZM243 110V109H242ZM246 110V109H245ZM253 110V109H252ZM260 110V109H259ZM262 110H264V108H262ZM52 111V114H54V113H56V112H54L53 113V110H51ZM120 111V110H119ZM138 111V110H137ZM137 111H136V114H137ZM158 111L159 110H156L155 111V113H157L158 114ZM161 112H162V110H160ZM159 111V114L158 115H162V113ZM199 111V110H198ZM207 111V110H206ZM222 111V113H224ZM249 111V110H248ZM29 112V111H28ZM33 112V111H32ZM39 112H41V111H39ZM65 112V111H64ZM122 112V111H121ZM154 112V111H153ZM153 112H150L151 114L153 113ZM167 111H165V113H166ZM176 112V111H175ZM189 112V111H188ZM187 112V113H188ZM197 112V111H196ZM250 113H249V115H248V117H247V123H246V126H245V130L244 131H241V133L242 132H244V136H243V139H242V142H241V145H240V143L238 144H236V142L234 141V143L236 144V145H240L238 148H236L237 150H234L235 152H232L231 154H229V155H223V156H221L220 154L216 157V158H212V156H211V152H210V158L211 159H209V160H207V159H204V158H200L199 156V153H201V151H200V146H199V144L198 143H195V142H190V143H185V141H186V139H184L183 141H181L182 140V137L181 136H179V137H181L180 139L181 140H179L178 139V134H177V132L176 131H174V129H173V127L171 126L172 125V123L170 124V125H166L165 124V126H164V128H160V129H158V125H156V124H158L157 122H155V127L157 128V130L158 131H156V129H155V127H154V129H155V134H154V136H156L157 137V139L158 140H160V143L158 144V142L159 141H157L156 140V137H154V139H155V141H156V143H157V145L158 146H160L161 148H159L158 147V149L160 150L161 149V151L162 152H159V153H161L160 154V156H162V157H164V158H162L163 160H162V163L160 164V162H158L159 163V165H161V170H162V173H160V175H162V177L164 178L167 174H168V176L171 174V173H174V175H173V179H183V181L184 180H192V182L193 183H197L198 185H200V186H202V187H204V189H205V193L207 194V196L208 197H203L205 200H203L204 202H205V204L203 205V207L201 208V209H198L199 211H200V213H201V215L204 217H208V219H207V221L208 222H210L211 223V225H212V232H213V235L215 234V238H213L214 239V242H212V243H210V238L207 236V237H204L199 243H198V245H197V247L196 248H194L193 250H191V251H189L188 253H186V255H183L182 256V259H183V261H184V264H230V255H227L226 257H225V260L223 259L224 257H223V253H222V251L224 250V248H226L227 247V244L229 245V244H233V243H235V239H234V237H228L227 235H226V231L224 230V228H225V225H224V223H225V221L226 220H228V208H229V206H230V200H231V191H236V190H239V188H248L250 185H260V184H264V119H262V118H259V116H257L255 113H252V111H249ZM260 112H261V110H260ZM260 112H259V114H260ZM27 113V112H26ZM34 113H35V111H34ZM34 113H31L30 115V118H28V119H30L31 120V122L33 123L32 125H35V126H38V127H40L42 124H43V121L42 120H40L41 119V117L43 118L44 116L43 115H41L40 113H38L36 116H33V114ZM44 114H46L45 112H43ZM76 113V112H75ZM78 113V112H77ZM116 113H117V111H116ZM146 113V112H145ZM144 113V114H145ZM150 113H146V114H148L149 116V119L147 118V117H145L144 119H147V123H145V124H148V122H150L149 120H151V121H155L156 119H155V117L156 116H154V113H153V119H150V118H152V117H150ZM171 113H172V111H171ZM193 113V112H192ZM195 113V112H194ZM248 113V112H247ZM263 113H264V111H263ZM48 114V113H47ZM61 114L63 115V113L61 112ZM66 114V113H65ZM64 114V115H65ZM106 114V113H105ZM118 114V113H117ZM131 114H132V112H130V111H128V113H127V115H128V122H130V119H131ZM140 114V113H139ZM139 114H138V116H139ZM168 114H170V113H168ZM190 114V113H189ZM198 114V113H197ZM226 114V113H225ZM55 116L56 115H58V114H54ZM92 115H94V116H92ZM107 115V114H106ZM106 115H105V117H106ZM180 115V114H179ZM182 116L184 115V113H182L181 114ZM193 115V114H192ZM229 115H230V113H229ZM261 115H262V113H261ZM40 116V117H39ZM69 116H71V115H69ZM115 116V115H114ZM121 116V115H120ZM138 116H136L135 117V126H134V135H135V137H133L132 139H131V142H132V144H142V134L143 133H141V131H143L142 130V128L140 127V123H139V117ZM173 116H174V114H173ZM190 116V115H189ZM193 116H195V115H193ZM220 116V115H219ZM225 116V115H224ZM62 116H60L59 118H61ZM104 117V118H105ZM119 117V116H118ZM118 117H116L117 119H118ZM141 117V116H140ZM165 117H167V113H166V115H165ZM169 117V116H168ZM196 118L198 117V115H196L195 116ZM223 117V116H222ZM63 118V117H62ZM62 118H61V120L60 119H58V120H60V121H64L65 122V119L64 120H62ZM65 118H67L66 116H65ZM80 118V117H79ZM102 118V117H101ZM108 117H106L105 119H103L102 118V123H103V120H104V122L106 121V123H107V119ZM157 118V117H156ZM160 118L162 119V117H159V121L161 122V120H160ZM185 118V117H184ZM183 118V120H186L187 118H185L184 119ZM190 118V117H189ZM194 118V117H193ZM225 118V117H224ZM237 118H238V116H237ZM43 119H45V122L47 121L46 120V118H43ZM68 119V118H67ZM112 119V118H111ZM143 119V120H144ZM158 119V118H157ZM167 119V118H166ZM165 119V120H166ZM172 119V118H171ZM170 119V120H171ZM182 120V118H179V120ZM216 121H215V120ZM227 119V118H226ZM234 119V118H233ZM242 119H244V118H242ZM97 120V119H96ZM110 120V119H109ZM115 120V122H117L116 121V119H114ZM163 120V119H162ZM193 120V119H192ZM197 120V119H196ZM229 120V119H228ZM71 121V120H70ZM76 121V122H77ZM100 121V120H99ZM99 121H96V122H99ZM141 121V120H140ZM145 121V120H144ZM189 121V120H188ZM220 121V120H219ZM224 121V120H223ZM226 121V120H225ZM231 121H232V119H231ZM56 122V121H55ZM75 122V123H76ZM109 122V121H108ZM114 122V121H113ZM146 122V121H145ZM163 122V121H162ZM167 122H168V120H167ZM193 122H195V121H193ZM193 122H191V123H193ZM234 122V121H233ZM232 122V123H233ZM243 123V120L242 121H240V123ZM57 123V125L58 124H60V123H58V122H56ZM166 123V122H165ZM183 123H184V121H183ZM189 123H190V121H189ZM189 123H188V125H189ZM226 123V122H225ZM236 123V122H235ZM72 124H74V122L72 123ZM117 124V123H116ZM133 124V123H132ZM142 124V123H141ZM145 124H144V126H145ZM151 124H152V126L154 125V122L152 123L151 122ZM162 124V123H161ZM179 125H180V122L178 123ZM228 124V123H227ZM230 124H231V122H230ZM234 124V123H233ZM232 124V125H233ZM28 125H29V123H28ZM27 125V126H28ZM47 125V124H46ZM45 124H44V128H45V126H46ZM68 127H71V128H73V126H69V124L67 123L66 124ZM75 125V124H74ZM131 125V124H130ZM134 125V124H133ZM149 125H150V123H149ZM195 125H196V123H195ZM199 125V124H198ZM197 125V126H198ZM26 126V125H25ZM29 126H31V125H29ZM106 126V128L105 129H107V125H105ZM151 126V125H150ZM158 126V127H157ZM181 126V125H180ZM179 126V127H180ZM190 126V125H189ZM234 126V125H233ZM233 126H230V127H232L231 128V130L230 131H232V129H235ZM236 126V125H235ZM32 127V126H31ZM31 127H29L28 129H30ZM41 127H43V126H41ZM103 127V126H102ZM124 127V126H123ZM147 127V126H146ZM149 127V126H148ZM176 127V126H175ZM199 127H201V126H199ZM237 127V126H236ZM32 128H34V127H32ZM31 128V129H32ZM62 128V127H61ZM130 128V127H129ZM145 128V127H144ZM192 128H194V126H192ZM196 128V127H195ZM225 128V127H224ZM2 129H6V127H3V125H2ZM46 129V128H45ZM50 129V128H49ZM49 129L47 130L46 129V131L48 132V133H50V131H49ZM63 129L66 131V133H67V130L65 129V127H63ZM67 129H69V128H67ZM102 128H100V130H101ZM141 129V130H140ZM148 129V128H147ZM146 128H145V130H147ZM181 129V128H180ZM196 129H198V128H196ZM227 129V128H226ZM44 130V129H43ZM42 130V131H43ZM51 130V129H50ZM70 130V129H69ZM97 130V129H96ZM185 130V129H184ZM188 130V129H187ZM192 130V129H191ZM240 130H241V128L239 129V131L237 130V132H240ZM1 132L3 131L4 132V130H0ZM54 131H55V129H54ZM62 131V130H61ZM72 131V130H71ZM208 131H210V130H206V132H208ZM212 131H210V132H212ZM235 131V130H234ZM233 131V132H234ZM44 132H45V130H44ZM63 132V131H62ZM74 132V131H73ZM74 132V133H75ZM97 132H98V130H97ZM103 132V131H102ZM203 133L205 132L204 130L202 131ZM225 132V131H224ZM232 132V134H233V136H234V133ZM9 133V132H8ZM59 133V132H58ZM104 133V132H103ZM102 133V134H103ZM132 133V134H133ZM148 133H150V132H148ZM154 133V132H153ZM183 133L185 134V132L183 131ZM187 133H188V131H187ZM202 133V134H203ZM216 133V134H217ZM33 134V133H32ZM31 134V135H32ZM50 134H52V133H50ZM100 134V133H99ZM123 134V133H122ZM132 134H130V135H132ZM151 134V133H150ZM181 134V133H180ZM212 134H213V132H212ZM217 134V135H218ZM231 134V133H230ZM231 134V135H232ZM1 135V134H0ZM5 135H6V133H5ZM5 135L3 136H0V137H5ZM36 135V134H35ZM49 135V134H48ZM57 135V134H56ZM60 135V134H59ZM70 135H72V134H70ZM108 135V134H107ZM127 135H129V134H127ZM143 135H145V134H143ZM208 135H210L209 134V132L205 135L206 136V138L208 139ZM220 135V134H219ZM238 135L239 136H241V134H238L237 133V138H238ZM38 136H41V133H39V134H37V136L36 137H38ZM45 136H47V134H45ZM99 136V135H98ZM152 136V135H151ZM188 136H190V135H188ZM187 135H186V137H188ZM194 136H196L195 134H194ZM215 136V135H214ZM221 136H222V134H221ZM223 136H224V134H223ZM225 136H226V134H225ZM230 136V135H229ZM58 137V136H57ZM66 137V136H65ZM65 137H63V138H65ZM153 137V136H152ZM212 137V136H211ZM231 137V136H230ZM236 137V136H235ZM1 138V139H2ZM5 138H7V137H5ZM54 138V140H55V137H53ZM62 138V139H63ZM68 138L70 139V137L68 136ZM144 138V137H143ZM193 138V137H192ZM201 138H202V135H201ZM205 138V141H207V139ZM222 138V137H221ZM226 138H227V136H226ZM241 137H239L238 139H240ZM52 139V138H51ZM51 139H50V141H51ZM62 139H61V141H62ZM102 139V138H101ZM101 139H99V140H101ZM190 140H191V137L189 138ZM212 139V138H211ZM218 139H219V137H218ZM235 139V138H234ZM53 140V141H54ZM58 140H60V138L59 139H57V141ZM64 140H68V139H64ZM97 140V138L94 140V141H92V143H94L95 141ZM104 140V139H103ZM193 140V139H192ZM194 140H195V137H194ZM193 140V141H194ZM230 142H232L233 140H230V139H228ZM236 140V139H235ZM2 141H3V139H2ZM4 141H5V139H4ZM36 141V140H35ZM41 141V140H40ZM40 141H38V142H40ZM49 141V140H48ZM49 141V142H50ZM51 142V145L50 146H52V143H54V142ZM70 141V140H69ZM110 141V140H109ZM196 141V140H195ZM201 141V140H200ZM203 142L204 144H206V142ZM238 141H240V140H238ZM59 142V141H58ZM57 142V143H58ZM126 142V141H125ZM124 142V143H125ZM222 142H223V140H222ZM222 142H221V144H222ZM226 142H227V139H226ZM229 142V143H230ZM5 143V142H4ZM3 143V144H4ZM12 143V142H11ZM42 143H43V140H42ZM63 143H65V142H63ZM70 143H71V141H70ZM91 143V144H92ZM100 143V142H99ZM155 143V144H156ZM200 143V142H199ZM228 143V144H229ZM2 144V142L0 141V145ZM7 144V143H6ZM48 144H50V143H47L46 145H48ZM59 144V143H58ZM72 144V143H71ZM95 144V143H94ZM128 144V143H127ZM208 144H209V142H208ZM221 144H219V142H218V146L219 145H221ZM14 145V144H13ZM36 145H38L37 143H36ZM66 145V144H65ZM102 145H103V143H102ZM225 145L226 144H223V146L225 147ZM3 147H4V145H2ZM9 146V145H8ZM8 146H6V147H8ZM64 146V145H63ZM86 146H87V148H86ZM128 146V145H127ZM209 146V145H208ZM227 147H228V145H226ZM231 146H234L233 144L231 145ZM230 146V147H231ZM53 147V146H52ZM57 147V146H56ZM59 147H60V145H59ZM68 147V146H67ZM71 147V146H70ZM129 147V146H128ZM202 147H203V145H202ZM204 147H206V146H204ZM210 147V146H209ZM226 147V148H227ZM1 146H0V150H1ZM10 148H11V146H10ZM40 148V147H39ZM45 148H47V147H45ZM91 148V150H94V149H92V147H90ZM156 148V147H155ZM154 148V149H155ZM223 148V147H222ZM234 148V147H233ZM5 150H7L8 148H4ZM4 149H2L3 150V152H5L6 153V151H4ZM13 149V148H12ZM64 149V148H63ZM71 149V148H70ZM127 149V148H126ZM229 149V148H228ZM2 150L0 151V152H2ZM36 150H37V148H36ZM39 150V149H38ZM37 150V151H38ZM42 149H40L39 150V152L41 151ZM48 150V149H47ZM58 150V149H57ZM57 150H56V152H57ZM68 150V149H67ZM95 150H96V148H95ZM117 150V151H118ZM224 150H225V148H224ZM233 150V149H232ZM45 151V150H44ZM44 151H42V152H44ZM70 151V150H69ZM127 151V150H126ZM205 151V150H204ZM207 151V150H206ZM222 151H223V149H222ZM226 151H227V149H226ZM12 152L13 151H11L10 153L12 154ZM42 152H40V153H42ZM49 152V151H48ZM51 152V151H50ZM53 153H54V151H52ZM65 152H67L66 151V149H65ZM70 152H72V149H71V151ZM69 152V153H70ZM107 152V151H106ZM125 152V151H124ZM223 152H225V151H223ZM5 153H2L3 155L5 154ZM44 153H46V151L44 152ZM58 153V152H57ZM68 153V152H67ZM69 153L67 154L68 156H69ZM115 153V152H114ZM114 153H111L112 154V159L113 160H115V158H113V157H115L116 155L114 154ZM127 153H128V151H127ZM175 153V154H174ZM203 153H206V152H203ZM227 153H228V151H227ZM2 154H0L1 156H0V159H5V162H2V160L0 161V162H2V163H4V165H5V167H6V165L8 164V163H10V162H8L7 164H5L7 161V157L6 156H9V153H8V155L7 154H5L6 156V158L4 157V156H2ZM39 154V153H38ZM50 154V153H49ZM104 154V153H103ZM113 154L115 155V156H113ZM125 154V153H124ZM209 154V153H208ZM215 154V153H214ZM37 155V154H36ZM55 155V154H54ZM60 155V154H59ZM70 155H71V153H70ZM74 155V156H75ZM100 155V154H99ZM158 155V154H157ZM207 155V154H206ZM42 156V155H41ZM43 156H45V154H43ZM107 156V155H106ZM105 156V157H106ZM120 156H119V158H120ZM125 156H127V155H125ZM203 156H204V154H203ZM202 156V157H203ZM209 156V155H208ZM228 156H230V158L228 157ZM1 157H3V158H1ZM36 156H34V159H36L35 158ZM49 157H50V155H49ZM67 157V156H66ZM97 157H100V156H97ZM152 157H156V156H152ZM13 158H15L16 159V157L14 156ZM43 158V157H42ZM47 158H48V156H46V158H45V160L47 161ZM50 158H52V157H50ZM49 158V159H50ZM54 158H58V157H54ZM54 158H53V160H54ZM64 157H62V159H63ZM71 158V157H70ZM132 158V157H131ZM8 159H9V157H8ZM17 159H19V158H17ZM30 159V158H29ZM31 159H32V157H31ZM39 159H41V158H39ZM61 159V160H62ZM96 159H98V158H96ZM128 159V158H127ZM153 159V158H152ZM155 159V158H154ZM38 160V159H37ZM58 160V159H57ZM66 160V159H65ZM124 160H126V158L124 159ZM15 161V160H14ZM17 161V160H16ZM31 161V160H30ZM36 161V160H35ZM50 161V163H51V160H48V162ZM56 161V160H55ZM55 161H54V164H55ZM60 161V160H59ZM68 161V160H67ZM72 161V160H71ZM73 161H75V159L73 160ZM75 161V162H76ZM101 161H103V160H101ZM119 161V160H118ZM19 162V161H18ZM26 163H27V161H25ZM32 162V161H31ZM58 164L57 165H60V163L62 162V161H60V162H58V161H56ZM74 162V163H75ZM77 162V163H78ZM100 162V161H99ZM105 162H106V160H105ZM36 162H34V164H35ZM63 163V162H62ZM98 163V162H97ZM101 163V162H100ZM118 163V162H117ZM150 163V162H149ZM28 164V167L29 168H31L30 166H31V164L29 165V163H27ZM39 164V163H38ZM43 164V163H42ZM42 164L40 165V166H42ZM45 164V163H44ZM53 164V165H54ZM95 164V163H94ZM2 165V164H1ZM0 165V166H1ZM15 165H17V162H16V164ZM56 165V167H55V169H57V167L59 168L60 166H57ZM62 165V164H61ZM68 164L67 165H64L63 164V166H61V167H64L65 169L66 168H69L68 170H70L71 168H70V166H69ZM144 165V164H143ZM158 165V164H157ZM158 165V166H159ZM3 166V165H2ZM36 165H34V168H36L35 167ZM98 166V165H97ZM114 166H116L115 164H114ZM149 166V165H148ZM7 167H9V168H11L10 167V164L7 166ZM26 167H27V165H26ZM99 167V166H98ZM134 167V166H133ZM139 167V166H138ZM144 167V166H143ZM113 168V167H112ZM129 168H131V167H129ZM147 168H149V167H147ZM0 169H2V168H0ZM12 169V168H11ZM60 169H63V168H60ZM133 169V168H132ZM136 169H138V168H136ZM3 170H7V169H2V171ZM30 170H32V169H30ZM67 170V169H66ZM95 170V169H94ZM97 170V169H96ZM99 170V169H98ZM98 170H97V172H98ZM110 170V169H109ZM139 170V169H138ZM154 171V177H155V169H153ZM20 171V170H19ZM59 171V170H58ZM102 171H104V170H102ZM128 171H130V169L129 170H127V172ZM136 171V170H135ZM147 171V170H146ZM150 171V170H149ZM69 172V171H68ZM101 172V171H100ZM112 172V171H111ZM132 172V171H131ZM5 173V172H4ZM9 173V174H10ZM24 172H23V170H22V172L20 173L21 175L23 174ZM29 173H31L30 171H29ZM28 173V174H29ZM46 173V174H45ZM52 173V172H51ZM57 173V172H56ZM61 173H67V172H64V170L63 171H61ZM60 173V175H65V174H61ZM129 173V172H128ZM6 174V173H5ZM18 174V175H17ZM98 174V173H97ZM105 174V173H104ZM107 174V173H106ZM105 174V175H106ZM126 174V173H125ZM133 174H134V172H133ZM140 174V173H139ZM144 174H145V172H144ZM147 174V173H146ZM159 173H158V171H157V173H156V177L159 179V177L160 176H157ZM0 175H2V174H0ZM8 175V174H7ZM68 175V174H67ZM116 175H118V173H116ZM136 175V174H135ZM141 175V174H140ZM10 176V175H9ZM57 176V175H56ZM108 176V175H107ZM110 176H112L111 175V173H110ZM139 176V175H138ZM143 176V175H142ZM141 176V177H142ZM167 176V177H168ZM65 177V176H64ZM67 177H69V178H73V177H71V176H67ZM67 177H65V178H67ZM77 177V176H76ZM85 177H91V179H93L96 183H95V186H92L89 182H88V180L87 179H85ZM118 177V176H117ZM116 177V178H117ZM145 177V176H144ZM147 177V176H146ZM63 178V177H62ZM68 178V179H69ZM101 178V177H100ZM111 178V177H110ZM150 178H152V177H150ZM254 178V180H255V183L252 181V179ZM1 179V178H0ZM7 178H5V180H6ZM59 179H60V177H59ZM74 179V178H73ZM76 179V178H75ZM103 179V178H102ZM167 179V178H166ZM3 180V179H2ZM4 180V181H5ZM106 180V179H105ZM114 180H115V178H114ZM145 180H146V178H145ZM155 180V179H154ZM179 180V181H180ZM58 181V180H57ZM65 181V180H64ZM66 181H68V180H66ZM117 181V180H116ZM116 181H114V182H116ZM152 181H153V179H152ZM158 181V180H157ZM0 182H2V181H0ZM69 182H71L70 180H69ZM101 182L103 183V181L101 180ZM109 182V181H108ZM112 182H113V180H112ZM169 182H170V180H169ZM186 182V181H185ZM192 182H191V184H192ZM5 183V182H4ZM9 183V182H8ZM12 183H11V185H12ZM56 183V186H57V182H55ZM59 183H60V181H59ZM65 183V182H64ZM73 183H71L72 185H73ZM184 183V182H183ZM195 183V184H196ZM61 184H63V182L61 183ZM70 184V183H69ZM104 184V183H103ZM105 184H107V183H105ZM114 184H117V183H114ZM163 184V183H162ZM169 184H171V182L169 183ZM187 184V183H186ZM11 185H10V187H9V189H11L12 190V188H11ZM58 185H60V184H58ZM71 185V186H72ZM112 185V184H111ZM7 186H9V185H7ZM6 186V187H7ZM69 186V185H68ZM104 186V185H103ZM108 186V185H107ZM184 185H182V187H183ZM60 187H63V185H61ZM151 187V186H150ZM155 187V186H154ZM187 187V186H186ZM189 187V186H188ZM188 187H187V189H188ZM190 187H192L191 185H190ZM54 188H55V186H54ZM108 188V187H107ZM110 188V187H109ZM145 188V187H144ZM156 188V187H155ZM4 188H2V190H3ZM6 189V188H5ZM67 189V188H66ZM111 189V188H110ZM150 189V188H149ZM153 189V188H152ZM160 189V188H159ZM193 189V188H192ZM202 189V188H201ZM254 189H255V187H254ZM68 190V189H67ZM194 190V189H193ZM257 190V189H256ZM14 191V190H13ZM18 190L16 191V192H19ZM61 191V190H60ZM151 191V190H150ZM194 191H199V190H197L196 188H195V190ZM15 192V196H16V193ZM19 192V193H20ZM111 192H113V191H111ZM204 192V191H203ZM262 192V191H261ZM260 192V194H264V193H261ZM264 192V191H263ZM5 193H7V191L5 192ZM102 193V192H101ZM193 193V192H192ZM237 193V192H236ZM246 193H247V191H246ZM257 193V192H256ZM11 194V193H10ZM70 194V193H69ZM111 194H114V192L113 193H111ZM154 194V193H153ZM197 194H199L198 192H197ZM196 194V195H197ZM238 194V193H237ZM104 195V194H103ZM182 195H183V193H182ZM203 195V194H202ZM19 196H20V194H19ZM153 196H155V195H152V197ZM157 196V195H156ZM160 196V195H159ZM158 196V197H159ZM185 196V195H184ZM183 196V197H184ZM188 196V195H187ZM186 196V197H187ZM203 196H206V195H203ZM264 196V195H263ZM102 197V196H101ZM157 197V198H158ZM185 197V198H186ZM197 197H201V194L200 195H197ZM20 198H23V196H20ZM28 198V199H27ZM192 198H194V197H192ZM196 198V197H195ZM145 200H146V198H144ZM202 199V198H201ZM250 199V198H249ZM11 200V199H10ZM189 200H191V199H189ZM195 200H197L198 202H195L194 200H191V201H193V202H195L196 204H198L199 206L201 205L200 203H202V200H198V199H195ZM16 201V200H15ZM20 201V200H19ZM108 201V200H107ZM147 201L149 202V200L147 199ZM146 201V202H147ZM147 202V203H148ZM258 202H260V201H258ZM6 203V202H5ZM5 203H3V204H5ZM262 203V202H261ZM2 204V203H1ZM0 204V205H1ZM15 204V203H14ZM19 204V203H18ZM17 204V205H18ZM260 204V203H259ZM243 205V204H242ZM242 205H239V206H242ZM15 206V205H14ZM25 206V207H24ZM94 206H95V208H94ZM105 207V208H106ZM107 207V208H108ZM248 207V206H247ZM251 207V206H250ZM264 207V206H263ZM11 208H13V206L11 207ZM17 208V207H16ZM108 208V209H109ZM116 208V209H115ZM120 208V209H119ZM241 208V207H240ZM242 208H244V206L242 207ZM14 209V208H13ZM129 209V210H130ZM0 210H2V209H0ZM12 210V209H11ZM119 210V211H118ZM249 210H251V209H249ZM252 210H254L253 208H252ZM256 210V209H255ZM6 211H7V208H6ZM106 212V211H105ZM251 212H254V211H251ZM7 213V212H6ZM10 213V212H9ZM127 213V212H126ZM111 214V213H110ZM7 215H9L8 213H7ZM112 215V214H111ZM208 215V216H207ZM253 215V214H252ZM254 215H256V214H254ZM3 216H4V218H6V215L3 213ZM105 216H106V214H105ZM11 217V216H10ZM112 217V216H111ZM110 217V218H111ZM236 217L238 218V216L236 215ZM254 218H255V216H253ZM1 218V217H0ZM55 219L56 221H58V225L60 224V231L59 230H54V229H56L55 227H53V229L50 231L51 233H48V232H46V229L48 230V229H50V226L48 225V219ZM2 219V218H1ZM0 219V220H1ZM10 219V218H9ZM5 220V219H4ZM239 220H240V218H239ZM123 221V220H122ZM125 221V220H124ZM123 221V224H126L127 222H124ZM1 222V221H0ZM6 222H8L7 220H6ZM238 222V221H237ZM4 223H5V221H4ZM122 223V222H121ZM0 224H2V223H0ZM105 224V223H104ZM119 225L117 228H115L116 227V225ZM235 224H237V223H235ZM205 225V224H204ZM238 226V225H237ZM236 226V227H237ZM239 228V227H238ZM262 228V227H261ZM58 229V228H57ZM86 229L87 230H89V231H92V232H95L96 234H97V239L96 240H92V238H90L87 234H86ZM237 229V228H236ZM100 230V231H99ZM204 230H206L205 228H204ZM207 231V230H206ZM234 232V231H233ZM247 232L249 233V231L247 230ZM246 238V237H245ZM244 238V239H245ZM249 237H247V239H248ZM33 239V238H32ZM52 239H54L53 241V243H51L50 244V241L52 240ZM243 239V240H244ZM31 240V239H30ZM245 241V240H244ZM251 242V241H250ZM249 242V243H250ZM33 243V242H32ZM243 243V242H242ZM242 243H240V244H242ZM244 244V243H243ZM253 245H254V243H252ZM29 245V244H28ZM236 246V245H235ZM228 248H230V247H228ZM236 250V249H235ZM238 250H239V248H238ZM252 250V249H251ZM98 252V253H97ZM224 252H226V251H224ZM233 252V251H232ZM240 252V251H239ZM242 252V251H241ZM252 254V253H251ZM29 255V256H30ZM18 256V257H17ZM253 257V256H252ZM19 258V259H18ZM257 258V257H256ZM25 259V258H24ZM244 261V260H243ZM24 262V261H23ZM251 263V262H250ZM17 264V263H16ZM253 264V263H252Z\"/></svg>",
	"mask_w": 264,
	"mask_h": 264
},
{
	"label": "clouds",
	"instance_id": "9594fccd",
	"mask_svg": "<svg viewBox=\"0 0 264 264\" xmlns=\"http://www.w3.org/2000/svg\"><path fill=\"white\" fill-rule=\"evenodd\" d=\"M213 32L218 44L223 43L222 33L227 26L217 22ZM261 43V31L253 28L245 30L238 38L239 47L246 53L252 52ZM190 79L204 89H219L222 87V76H218L199 62L190 69ZM95 186L91 177H85ZM28 196L41 191V184L36 173L29 174L24 181ZM157 191V190H156ZM163 195L157 199L147 191L141 190L139 197L149 200L142 209H136L132 214L125 213L127 223L119 227L114 236H108L107 250L98 253L103 258V264H184L182 256L197 247L204 237L203 217L199 205L183 197L182 186L164 184L160 189ZM256 192L250 195V206L258 207ZM95 208V206H94ZM86 234L97 239L95 232L86 229Z\"/></svg>",
	"mask_w": 264,
	"mask_h": 264
}]
</instances>
